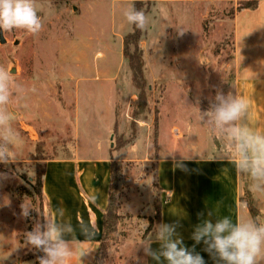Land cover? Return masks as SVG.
Wrapping results in <instances>:
<instances>
[{"label": "rangeland", "instance_id": "obj_1", "mask_svg": "<svg viewBox=\"0 0 264 264\" xmlns=\"http://www.w3.org/2000/svg\"><path fill=\"white\" fill-rule=\"evenodd\" d=\"M132 1L36 0L41 32L0 31V65L23 88L8 106L20 137L12 150L14 162L0 164V173L6 174L0 177V264H20L40 252L24 240L50 214L45 196L35 188L44 166L73 158L78 150L105 155L121 149L115 148L119 143L125 145L122 153L114 152L121 156L98 250L103 263L98 264H143L137 241L157 225L161 199L155 121L163 151L177 148V158H183L181 153L189 157L195 143L204 154L211 150L212 137L219 141L200 122L199 109L207 111L217 91L228 93L233 16L242 2L252 0H141L138 6L152 20L138 43L146 81L142 91L128 59L121 58L123 37L133 30L124 16ZM89 42L84 62L91 71H81L78 59ZM129 48L135 52L133 44ZM149 186L153 224L137 209L150 198ZM243 199L248 203L247 191ZM24 201L39 213L23 218ZM68 201L73 206L74 196Z\"/></svg>", "mask_w": 264, "mask_h": 264}, {"label": "crops", "instance_id": "obj_2", "mask_svg": "<svg viewBox=\"0 0 264 264\" xmlns=\"http://www.w3.org/2000/svg\"><path fill=\"white\" fill-rule=\"evenodd\" d=\"M232 21L233 55L229 62L232 79L228 92L233 95L241 94L242 98L248 101L251 106L248 125L253 130L264 132V0H257V5L253 8L236 10ZM89 47L90 42L84 45L83 54L78 59L81 71H91L89 65L84 62ZM122 54L121 58L126 59L123 48ZM77 131L79 134V124ZM218 140L217 142L212 137L211 150L204 154H200L194 142L195 147L186 153L189 155L187 159L176 157L177 148L168 153L163 151L158 141L156 178L160 188L161 220L157 224L179 221L180 227L177 231L189 248L195 244L191 239L195 226L207 218L209 209L221 218L231 216L234 221L237 217L249 220L259 218L264 222V197L254 196L249 191L247 180L237 175L234 165L225 157L223 139L218 137ZM123 148L115 151L122 153ZM115 151L102 155L90 151L81 154L78 150L73 158L56 159L45 165L43 195L48 202L50 214H54V209L62 207L66 219L71 220L73 224L79 220L91 219L99 225V232L91 242L94 250L83 258L84 264H93L103 240L104 214L111 193L112 162H119L121 156L116 155ZM174 152L175 159L169 155ZM148 188L150 198L137 205V209L144 210V221L150 220L154 214L152 188ZM245 191L257 209L256 216L252 215L247 201L243 199ZM70 195L74 196L73 206L68 201ZM79 238L84 239L82 236ZM152 247L157 249L159 244L154 243ZM205 247L201 243L195 246V251L203 256L206 264H216L209 253L204 251ZM20 264H37V261L31 257ZM70 264L82 262L74 258ZM143 264L156 262L145 256Z\"/></svg>", "mask_w": 264, "mask_h": 264}, {"label": "clouds", "instance_id": "obj_3", "mask_svg": "<svg viewBox=\"0 0 264 264\" xmlns=\"http://www.w3.org/2000/svg\"><path fill=\"white\" fill-rule=\"evenodd\" d=\"M124 16L141 31L152 23L150 17L134 5L124 11ZM43 26L36 0H0V31L3 34L15 30L35 35ZM22 91V86L7 68L0 65V164L14 162L12 150L20 137L12 127L8 106ZM250 108L241 94L217 91L207 111L198 108L199 120L212 134L223 139L224 155L234 165L237 175L246 178L249 191L254 196L264 197V132L248 125ZM174 154L169 155L175 159ZM5 176L0 173V177ZM20 208L23 218H29L33 211L39 213L28 201ZM178 227L179 221L155 225L137 241V248H142L145 256L151 257L156 264H206L203 256L195 251V246L201 243L216 264H264V222L259 218L237 217L234 221L231 216L218 217L209 209L207 218L194 228L191 239L195 244L191 248L185 245ZM98 232L99 225L95 221L79 220L73 224L66 219L65 210L59 207L54 209V214L43 216V222L37 221L33 229L25 233L24 241L43 253L38 258L39 264H70L74 258L84 264L83 258L94 250L91 242ZM154 243L159 244L157 249L152 247Z\"/></svg>", "mask_w": 264, "mask_h": 264}, {"label": "trees", "instance_id": "obj_4", "mask_svg": "<svg viewBox=\"0 0 264 264\" xmlns=\"http://www.w3.org/2000/svg\"><path fill=\"white\" fill-rule=\"evenodd\" d=\"M139 4H141V0H135L133 2V5L135 6V8L137 10H141L140 7L138 6ZM257 5V0H252V1H248V2H242L239 7L237 8V10H240L242 8H253ZM142 35V31L137 29L134 25H133V30L132 32H129L128 34L125 35L124 37V41H123V53L124 56L128 59L129 61V65L130 68L133 72V80L135 83V86L137 88H139L141 91L144 89L145 85H146V81L144 78V74H143V60H142V51L139 50V40L140 37ZM133 44L135 46V52L132 53L130 51V45ZM158 119L157 121H155V129H154V143L157 145L158 144ZM118 124H115L114 127V132L118 131ZM125 143H119L118 145L115 146V148H122V146H124ZM158 146V145H157ZM119 170V164L116 161L112 162V171H111V175H112V183H111V193H110V199H109V204L107 206V208L105 209V214H104V224H105V228L108 226V221H109V209L112 205L113 202V198H114V193L112 191V187H113V183L114 180L116 179V175L115 173ZM45 174V166H44V170L40 172V174L37 177L36 180V185L35 188L37 190V192L42 195L43 194V176ZM248 205L250 208V211L252 213L253 216H256L257 214V209L256 207L253 205L252 203V199L249 195V201H248ZM151 219V224H153L154 219ZM155 219L157 222H160L161 220V202L157 203L156 205V215H155ZM105 231L103 233V237H104ZM101 251L97 252V255L95 257V260L93 262V264H98V262L103 263V259L100 257V253ZM43 253L39 252V254L36 256V261L37 264H39V257L42 256Z\"/></svg>", "mask_w": 264, "mask_h": 264}]
</instances>
